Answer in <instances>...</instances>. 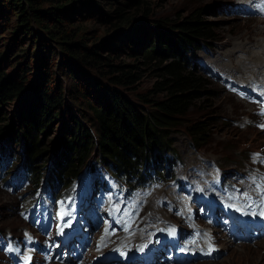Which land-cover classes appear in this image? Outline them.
<instances>
[{
  "label": "rangeland",
  "instance_id": "374dc122",
  "mask_svg": "<svg viewBox=\"0 0 264 264\" xmlns=\"http://www.w3.org/2000/svg\"><path fill=\"white\" fill-rule=\"evenodd\" d=\"M239 2L240 0H142V2H134V0H83L84 4L79 7V12L75 14V27L79 26V29L85 32L88 48H91L92 44L98 45L108 41L107 46L110 48V51L112 50L110 54L114 60V62L110 64L129 66V68L134 71L133 73L137 75V82L132 86H113L109 80V68L103 71L101 70V72L86 68V70L83 71V76H81L83 80L81 86L85 87L93 94L92 100H95L94 96L98 95L100 91L96 90L94 83L104 88L114 87L121 91L132 103H135L137 107L146 106L143 102H140L146 97L150 100L157 101L166 98V94H160L159 92L155 93L154 89L156 83L161 80L159 78L161 73L157 71H159L162 66L172 62L170 59L165 61L161 56H159L160 59H157V61H150L144 57L142 52L148 50L149 46L154 44L158 39H161L162 45L167 48L166 42L171 39L174 40L178 34L176 29L172 28L171 25L182 21L198 10H202V20L210 23L213 27L212 31L215 35V40H213L210 45H203L202 48H192L190 53L186 55L194 71L197 72L199 76L204 77L206 82L209 83V92L208 94H202L201 98L195 101L192 112L187 115L186 118L180 122L181 124L170 134V139L173 141L172 149H174V152H170L169 156L175 154L180 158L179 167L177 166V171H173V178L170 181L173 184L178 183L180 187L177 199L174 200L177 204H181L184 186H187L182 184L183 181L185 180L186 183H188L186 172L188 169H194L204 162L214 161L220 168L224 169V171L218 173L216 184L212 187L214 191L228 192L230 195H234L235 192L228 191L227 184H221L220 179L222 176L226 175L225 183H227L229 179L235 182L237 179H235L232 174L236 172V169L241 172L244 171L249 173L247 175L249 181H252L251 179L255 174L258 177L257 179L260 178L259 180L262 181V183L264 182V162H261L262 155L260 154H264V74L252 76L244 72L245 67H243L244 69L242 67L240 68L239 72L241 73H230L223 70L222 67V65H230L229 67L232 70V60L235 62V66L238 65L237 62L240 59H243V57L239 55H235L232 58L229 57V59L223 56V54L227 53L226 55L229 56L235 48L241 50V47L253 44L255 40L264 41V36L256 35L260 29L261 31L264 30V23L261 20L264 18V15H257V10L260 5H256L257 7H253L252 5L249 7L248 3L241 5ZM261 6L264 8V2H262ZM247 7H249L248 10ZM118 8L122 9L123 17H118L117 14H115ZM104 16H111V20L107 22L104 20ZM126 17L132 18L131 25L122 26L124 25L122 20ZM159 21H162L163 24H157ZM136 26L147 27L150 33L145 32L147 36L138 34L139 36H137L136 39L138 44L144 45L138 48L134 54L129 48L123 45L125 43L124 41L121 43L118 42L121 41L118 33L122 31L125 34ZM158 33L159 35H157ZM160 34H162V36ZM1 35L3 36L4 33H1L0 36ZM5 37L9 39L11 36H9V33H6ZM21 48L30 50L31 59H33L32 52L34 51V46L30 44L29 40H25V42L22 41L21 46H18L17 50L13 51V54L15 55ZM120 48H125L124 50L126 52H121L119 50ZM7 49H11V47L8 46ZM3 51L5 52L4 48ZM14 55L10 57V62L2 64V69L7 75H13L19 67H14L15 64L17 62H22L21 59L16 62L12 60ZM216 59L217 63L214 62ZM162 61H165L163 65ZM218 61H220L221 64ZM33 62L34 60L30 63L31 65L24 64L19 70L22 72L25 67L28 66L29 70L32 69V74L29 75L28 82L24 84L26 90L24 91L25 94L19 98L13 99V101L7 104L1 105L0 103V118H6L4 125L0 122V127L3 128V134L0 137V146L4 144V150L11 152L12 156H17L18 159L13 166L14 168L19 167L21 164V153L24 152V147L17 142H12L10 135L12 133L11 130H20L19 124L17 123V110L20 103L32 95L34 86L39 78L37 77V67ZM57 62L58 60H55L51 66L53 68L55 66L56 68L59 63ZM134 66L136 68H134ZM207 69L213 70L217 75H213L211 72L207 71ZM56 72L59 74L57 77L62 78L60 71L56 70ZM229 81L235 84L232 85ZM63 82V85L69 86L67 81L63 80ZM77 101L76 99L73 100L69 93L66 92L63 105V109L66 111L63 112L61 111L62 109L58 110L60 116H58V119L54 120L52 124V129L49 131L47 138L48 141L45 140L46 148L49 151V155L45 161L47 166L46 169L53 167L55 156L63 152L62 148L56 152H53V150H56V147L60 145L61 141L63 142L62 137L64 133H66L67 126H71L72 123L70 119L71 116H74L77 121H81L84 126L90 129L93 127L92 110L85 104V101ZM93 105H96V103L93 102ZM209 115L213 118L211 121L212 125L204 142L195 148L192 145L193 141L188 132V127L192 122L205 119V117ZM66 135L67 137L70 136L69 133H66ZM154 152L155 154L157 153L156 151ZM92 157L98 156L93 155ZM93 160L96 159L90 160L89 163L92 164ZM157 166L159 168H165V163L161 161ZM252 169L255 170L253 171ZM160 173H163L165 177V170L160 171ZM191 176H189L190 180L192 179ZM109 177L107 170H104L99 176L95 173L90 175L89 183L92 192L85 190V194L81 195V198L78 194L72 195L75 203L79 202L85 195L90 203L88 206L85 203L80 205L75 212L69 205L68 193L60 197L57 204L53 206L54 211L52 216L54 218V224L60 223L65 216L71 217V221H77L82 218V222L78 225V227H80L78 230L81 231L83 237H85L88 230L91 231V228H93L98 238H101L103 235L104 240L105 237L108 238L105 240L106 243L111 241L109 240V236L112 234L117 236L119 241L127 243L128 246H132L127 239L129 235L126 234L123 223L119 218H115L112 214L107 217L105 220L106 230L104 221L103 219L101 220V217L109 215L112 211L116 214H119L122 209L123 212H129L125 208H122V205L126 203V198L118 190L116 181L112 179L110 180V184H103ZM213 177L214 174L212 172L206 171V175H204L202 179L212 181ZM44 179H42L41 182H43ZM240 181L243 180H239V182ZM100 187L102 188L101 190H99ZM109 187H114L115 190H111ZM239 187H241V185H239ZM243 188L241 190H243ZM205 190L206 188L202 187L200 192L205 193ZM64 191H67V189ZM214 196L217 197L215 194ZM27 197L28 195L24 189H5L0 183V234L22 236L24 230L31 229V225H29L31 221L29 222L28 215L20 213L21 205ZM217 198L222 199V201L227 199L223 196H218ZM205 200L212 201L211 199ZM137 201L135 203H137ZM232 201H229V203ZM239 201L243 205L247 199L243 196V199ZM252 202L256 203L258 206L263 205L262 198ZM222 203L223 207L227 210V214L225 213V215L229 218L231 215L230 210L226 202ZM141 204L146 205L143 200ZM199 208L207 212L206 205H202L201 202ZM231 209L233 219L236 216L239 219H248L249 213L247 211L241 208ZM151 210V208H148L147 213L149 214ZM196 210L197 207H193V211L195 212ZM239 210H241L240 213ZM210 211V213L214 212L212 209ZM163 212L165 211L163 210ZM172 217L178 219V209L175 210ZM221 220H223V217H221ZM199 223L208 227L203 220H200ZM233 227L235 228L236 225ZM155 228H157L155 225L153 227H143L136 224L137 232L147 233L148 236L150 231ZM209 229L210 231L212 229H218V231H216L217 233L221 235L225 234L226 236V240H220L219 243H216V245H220L221 255H219L218 259H212V256L208 259H204L198 251L194 252V248H192L203 244L204 242L199 240V238L204 239L210 232L205 231L203 234L201 231L202 233L199 234L201 235L200 237L199 235L193 234L192 231L194 229L188 220H179V226L176 231L181 234L184 233V230L187 231L183 239L188 240L187 243L182 241L179 242V247L191 249L192 252L198 254L193 255L192 258L201 260L193 264H264V240L257 239L236 243L234 239H230L228 236L229 234L231 236V233H227L224 228H214L210 226ZM96 233H90L89 236L93 237ZM129 233L132 236V232ZM175 246V242L174 244H168L170 250L166 251L164 254H167L169 259H172ZM91 248L97 251H93L82 264H91L93 256L99 251H102V249H100L101 246L95 240ZM132 249L131 253L134 251L133 247ZM112 258H115V256H112ZM114 261H121L122 263L117 264H124L123 261L125 260L117 258L113 260V262ZM58 262V260H55L50 264H58ZM0 264H7L1 252ZM108 264L114 263L110 262ZM127 264H133V261H129Z\"/></svg>",
  "mask_w": 264,
  "mask_h": 264
},
{
  "label": "trees",
  "instance_id": "16d2710c",
  "mask_svg": "<svg viewBox=\"0 0 264 264\" xmlns=\"http://www.w3.org/2000/svg\"><path fill=\"white\" fill-rule=\"evenodd\" d=\"M83 4V0H0V34L4 33L0 36V103L7 104L25 94L24 84L28 82L32 69L29 70L28 66L22 72L19 70L34 60L39 78L32 95L19 105L17 123L20 130H11L10 137L12 142L24 147L21 153L24 167L32 173L35 187L51 194L78 181L92 159H96L92 167L103 166L125 179L134 189L139 188L147 179L144 171L150 163L157 166L167 154L174 152L171 132L192 112L195 101L209 92V83L194 71L186 58L192 48H202L215 40L213 27L202 20V10H198L171 25L178 34L174 40L166 42L167 48L158 39L142 52L150 61H157L159 56L165 61L172 60L157 71L161 73V80L156 83L154 92L166 94L165 99L157 101L146 97L140 101L146 106L137 107L114 87L104 88L94 83L96 90L100 91L92 100L93 94L81 86V76L86 68L99 72L109 68V80L113 86H132L137 82V75L129 66L110 64L114 60L110 54L112 50L107 46L108 41L92 44L88 48L85 32L79 26L75 27V14ZM115 14L123 17L122 9H116ZM103 18L107 22L111 20V16ZM131 20L123 18L122 26L131 25ZM157 24L163 23L159 21ZM145 32L150 33L147 27L137 26L125 34L120 31L118 36L121 41L118 42L124 41L123 45L135 54L144 45L138 44L137 36H147ZM6 33L11 36L9 39L5 37ZM25 40L34 46L33 59L31 51L23 48L13 54ZM8 46L11 49H7ZM124 49L119 50L126 52ZM12 55V60L21 59L22 62L15 64L14 67H19L13 75H7L2 64L10 62ZM55 60L59 63L54 69L51 64ZM56 70L60 71L62 78L57 77ZM63 80L69 86L63 85ZM66 92L73 100L85 101L89 106L93 127L90 129L71 116V126L66 129L70 136L64 133L63 142L53 150L56 152L62 148L63 152L55 156L53 167L46 169L49 151L45 140L48 141L52 124L60 116L58 110L66 111L63 109ZM210 116L194 121L188 127L195 148L204 142L209 132L213 119ZM0 120L4 125L6 118L1 117ZM2 129L0 127V137ZM4 146H0L2 153L12 155L4 150Z\"/></svg>",
  "mask_w": 264,
  "mask_h": 264
},
{
  "label": "bare ground",
  "instance_id": "6f19581e",
  "mask_svg": "<svg viewBox=\"0 0 264 264\" xmlns=\"http://www.w3.org/2000/svg\"><path fill=\"white\" fill-rule=\"evenodd\" d=\"M262 2H264V0H240L239 3L241 5L248 3V6L249 7H251L252 5H253V7L256 6V5H258V6L260 5L259 6V9L257 10V15H264V8H263V6H261L262 5ZM249 7H247V10H248ZM252 19H253V17H252ZM261 20L264 23V18L261 19ZM256 35L264 36V30L261 31V29H260V31L257 32ZM226 54H223V56H225L226 58H229V57L232 58L235 55H239V56L243 57V59L242 60L240 59L237 62L238 65H235V66H234L235 62L231 59L232 60L233 69L232 70L230 69V67H229L230 65H228V66L222 65L223 70L228 71L230 73L231 72L238 73L241 67L242 68L245 67V69L243 68L244 69V72L247 73V74L249 73L252 76H255V75L258 76L260 74H264V41H256L255 40V42L253 44H248V45H244L243 47H241V50H237L235 48L232 51V53L229 54V56L226 55ZM254 58H256V59H254ZM214 62L217 63V59ZM218 62H220V61H218ZM220 64H221V62H220ZM239 73H241V72H239ZM260 80H261V78H260ZM263 81H264V79H263ZM260 154L262 155V157H261L262 160H264V154H262V153H260ZM259 173H260V170H259ZM90 182H92V181H90ZM263 184H264V182H263ZM242 188H243V186L239 187L240 190ZM243 190H241V193L247 199V201L245 202V204L242 205L240 203L239 199H235V200H233L230 203L229 202H226L227 207L229 208L231 215H232V209L231 208H241V209H243V210H245V211H247L249 213V217H248L249 220H253V221H258V222L264 223V215H261L260 214L261 212H264V205L258 206V205H256V203L252 202V201H255V200L260 199L261 196L263 197L264 196V193L261 192L260 189H258V190L256 189L253 192H251L248 189L247 186H244ZM216 231H218V229H212L211 231L209 229V232L210 233H208V235L204 239L203 238H199V240H201L204 243L203 244H200L199 246H195L194 245L195 247H192V248H194L193 249L194 252L198 251L204 259L205 258L208 259L211 256L212 249L216 245V243H219L220 240H226L225 234L224 235H221V234L217 233ZM137 234H139V236L148 237L147 233H138V232L133 233L132 232V236L129 234V236L127 238L129 240V243L132 244V246H128L127 243H125V242L123 243V242L119 241L117 236L111 234L109 236V240H111V241H109L108 243L104 244V247L102 248L103 253H106V252L107 253H111V254H114L115 257H119L121 260H124V258H126L127 256H129L131 254V252L133 250L132 247L134 248V251L133 252L139 251L140 244H139V242L137 240V238H138ZM199 236L201 237V235H199ZM106 239H108V238L105 237V240ZM192 242H194V241H192ZM103 261H113V260H108V258L106 257V258L103 259ZM117 263H122V262L121 261H117ZM58 264H61V263L58 262Z\"/></svg>",
  "mask_w": 264,
  "mask_h": 264
},
{
  "label": "snow or ice",
  "instance_id": "6c2138e0",
  "mask_svg": "<svg viewBox=\"0 0 264 264\" xmlns=\"http://www.w3.org/2000/svg\"><path fill=\"white\" fill-rule=\"evenodd\" d=\"M260 214H261V215H264V212H261Z\"/></svg>",
  "mask_w": 264,
  "mask_h": 264
}]
</instances>
